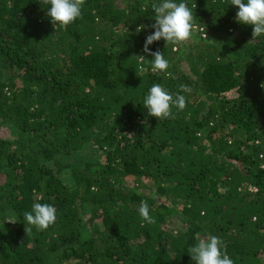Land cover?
<instances>
[{
  "label": "trees",
  "instance_id": "1",
  "mask_svg": "<svg viewBox=\"0 0 264 264\" xmlns=\"http://www.w3.org/2000/svg\"><path fill=\"white\" fill-rule=\"evenodd\" d=\"M162 2L85 0L65 29L43 0H0V264H195L209 236L264 264V35L231 0H173L195 38L149 45L153 71ZM154 84L186 97L174 119L148 115ZM35 203L57 222L27 234Z\"/></svg>",
  "mask_w": 264,
  "mask_h": 264
},
{
  "label": "clouds",
  "instance_id": "2",
  "mask_svg": "<svg viewBox=\"0 0 264 264\" xmlns=\"http://www.w3.org/2000/svg\"><path fill=\"white\" fill-rule=\"evenodd\" d=\"M43 3L50 5L47 8V15L51 18L53 25L56 27L59 24L66 29L78 18H82V7L85 0H43ZM231 4L238 6L239 10L236 15L238 22L254 26L253 39L264 35V0H247V2L245 0H231ZM152 8L155 12L154 20L156 22L152 25L155 31L147 36L144 52L154 57L150 60L153 71L166 72L169 68V61L159 50L150 51L149 45L160 40H164L166 44L173 46L186 45L193 41L195 38L194 16L184 2L176 3L173 0H163L159 5L153 4ZM143 27L138 28L137 32L142 31ZM137 57L141 61L145 59V56ZM180 90L191 92V88L187 85H181ZM144 105L148 109V115L154 116L158 120L174 119L172 108L184 110L186 97L179 94L173 97L160 84H154L144 100ZM138 212L143 221L149 224L155 223L146 201H141ZM23 218L27 234L32 230L30 226H34L38 231H43L57 222V209L47 203H35L32 206V211L25 212ZM224 248V242L216 236L198 237V243L189 248L188 253L195 264H234Z\"/></svg>",
  "mask_w": 264,
  "mask_h": 264
}]
</instances>
